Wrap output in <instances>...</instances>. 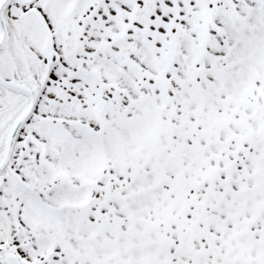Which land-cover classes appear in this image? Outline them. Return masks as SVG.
Segmentation results:
<instances>
[{
	"label": "snow or ice",
	"instance_id": "6c2138e0",
	"mask_svg": "<svg viewBox=\"0 0 264 264\" xmlns=\"http://www.w3.org/2000/svg\"><path fill=\"white\" fill-rule=\"evenodd\" d=\"M0 264H264V0H0Z\"/></svg>",
	"mask_w": 264,
	"mask_h": 264
}]
</instances>
